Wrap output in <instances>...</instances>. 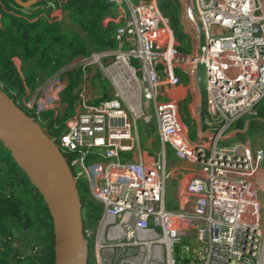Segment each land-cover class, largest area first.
I'll return each mask as SVG.
<instances>
[{
	"label": "built area",
	"instance_id": "2783aa9c",
	"mask_svg": "<svg viewBox=\"0 0 264 264\" xmlns=\"http://www.w3.org/2000/svg\"><path fill=\"white\" fill-rule=\"evenodd\" d=\"M106 2L116 48L76 56L26 103L48 130L44 114L54 111L58 119L68 72L82 69L75 112L56 146L75 169L78 191L85 178L102 207L94 225L82 217L88 264L90 257L93 264H178V245L183 264H264V151L226 138L237 121L259 115L264 99V0H189L200 37L192 61L207 90L206 112L199 109L206 128L194 141L169 90L181 82L178 71L189 75L190 52L181 49L160 0ZM47 6L61 9L54 1ZM93 64L115 90L109 98L86 92ZM138 123L158 124L179 161L165 151L151 161L124 159L140 148ZM91 154L101 163L91 164Z\"/></svg>",
	"mask_w": 264,
	"mask_h": 264
},
{
	"label": "trees",
	"instance_id": "16d2710c",
	"mask_svg": "<svg viewBox=\"0 0 264 264\" xmlns=\"http://www.w3.org/2000/svg\"><path fill=\"white\" fill-rule=\"evenodd\" d=\"M0 1V21L3 24L0 27V89H4L9 99L5 101L17 108L23 118L47 142L45 132L41 131L43 128L37 125L34 111L17 104V98L20 96L26 98L31 95L33 89L57 73L76 56H88L93 51L116 48L115 23L110 15L111 7L106 0H56L58 7L67 12V16L73 23L80 26L77 31L70 26H65L63 21L56 20L53 10L47 4L41 8V4H44L46 0H42L31 8L20 7L19 12L17 10L12 12L16 6L12 2ZM160 5L164 10L165 6L173 7L174 3L173 0H163L161 4L160 0ZM172 18L176 20L174 15ZM80 30L87 37H84ZM68 75L70 82L62 94V102L67 104L68 111L57 115L58 119L54 118V111L44 114L43 117L46 123H42V126L50 130L49 139L54 144L64 131L66 120L74 114L78 94L83 86L82 69L70 71ZM9 145L12 146L0 132V264H56L53 220L36 176L19 158L15 150L9 148ZM61 154L68 166L72 167L71 172H75L74 167L70 165V159ZM5 164L8 165V170L7 167H3ZM3 171L9 172L6 178L2 175ZM16 186L26 194L27 199L22 198ZM86 189L88 190V186ZM31 190L41 200L42 207L40 206L39 209L32 208V201L29 198L32 194ZM79 193L83 205L82 217L92 224L94 214L92 199L84 201L83 187ZM98 207L101 209L100 206ZM84 209H87V217H85ZM39 211L43 212L42 231L35 227L37 220L40 219ZM15 228L19 230L24 246L17 244V253L14 254L12 242L15 241L17 234ZM23 234L24 237H22ZM37 238L38 241H36ZM29 245V248L33 245H42L44 250L39 255L31 254L22 258L23 253L18 254V252Z\"/></svg>",
	"mask_w": 264,
	"mask_h": 264
},
{
	"label": "water",
	"instance_id": "95a60500",
	"mask_svg": "<svg viewBox=\"0 0 264 264\" xmlns=\"http://www.w3.org/2000/svg\"><path fill=\"white\" fill-rule=\"evenodd\" d=\"M23 8H31L42 0H14ZM181 26L185 35L193 41V52H190L189 68L190 85L198 98L197 67L192 59L198 54L200 37L197 25L189 15V0H181ZM196 100L194 101V104ZM193 104V105H194ZM201 106H194V119L201 130ZM40 128V127H39ZM42 129V128H41ZM40 129V130H41ZM43 131V129L41 130ZM0 132L12 144L15 152L23 157L27 166L36 176L40 191L53 220L56 245V264H88V244L83 234L82 202L79 191L72 178L67 161L61 153L60 165L49 163L46 156L52 149H57L51 139L46 136L47 143L29 122L23 118L20 111L14 108L0 96ZM44 132V131H43ZM213 135L209 132L205 136ZM58 150V149H57Z\"/></svg>",
	"mask_w": 264,
	"mask_h": 264
},
{
	"label": "rangeland",
	"instance_id": "374dc122",
	"mask_svg": "<svg viewBox=\"0 0 264 264\" xmlns=\"http://www.w3.org/2000/svg\"><path fill=\"white\" fill-rule=\"evenodd\" d=\"M9 3H13L15 4L16 6L14 7V9L12 10V12H16V10L18 11L19 9H21L20 5L19 4H16L14 3L12 0H8ZM48 1H54L55 4H57V1L56 0H46L44 4H41V6H45L47 4ZM60 1V0H59ZM134 1H138V0H134ZM162 1L161 0V4H162ZM166 1V0H165ZM173 3H174V6H170V7H167L166 6L164 7V12L165 14H168V16H170V19H171V24L174 28V34H175V38L176 40L181 44V49L183 51H186V52H193V41L192 39H190L191 37L189 35H185V33L183 32V27L181 26V23H180V20H181V14H182V4L183 2L181 0H173ZM175 7V8H174ZM174 11V13L172 12ZM19 12V11H18ZM172 15H174L176 17V20L174 18H172ZM177 16H178V21H177ZM67 18L65 17V22L63 24H65V26H69L66 22H67ZM1 22V21H0ZM3 24L1 23L0 24V27H2ZM78 29H80V26H76ZM81 31V30H80ZM82 35L84 37H87V35L85 33H83L81 31ZM202 43H204V37L202 39ZM112 60V57H109L106 61H111ZM135 64L138 65V61L134 60L133 61ZM95 65H99V64H93V65H90L88 66L86 69H87V72H88V80H89V84L87 83L86 84V92L88 91L89 94L91 96H98V97H103L104 95L106 96H112L115 92L114 88L111 86L110 87V83L107 79L103 78L102 77V74L100 72V70L98 69V67H94ZM203 66L200 67V72L203 71ZM179 74L181 73L180 71H178ZM98 76V77H97ZM99 79H101V81H99ZM46 81V80H45ZM44 81V82H45ZM43 82V83H44ZM40 84L37 88L33 89L34 93L37 89H41V86L43 85ZM105 90V91H104ZM15 92V91H14ZM32 92V93H33ZM103 95V96H102ZM0 96L5 99L6 101H9L8 97H6V93L4 92V89H0ZM30 98V96H26V98L20 96L17 98V101L16 103L19 104L20 106H24V107H27L26 103L28 102V99ZM92 103H95V102H92ZM262 104V103H261ZM260 108H261V105H260ZM51 110V109H50ZM68 111V107H67V104L63 103L61 104L58 108H57V112L58 114L60 115L61 113H64V112H67ZM37 125L40 127L41 124H38ZM44 127V126H43ZM41 128V127H40ZM138 128H139V135H140V140H139V145L142 147V149H145L146 148V142H147V139L152 137L153 136V132L155 131L156 129V125L155 123H152L151 124V127L149 128L148 125L144 124V123H138ZM46 134L50 135V130H43ZM189 138L194 141L196 139H198V134H196V137H195V134H194V131L191 132ZM228 143V142H227ZM221 144L223 145V143L221 142ZM57 148V146H55ZM9 148L13 149L12 146L9 145ZM139 148L138 144H137V149ZM61 153V151L57 150V149H52L46 156L47 160L49 161L50 164L53 165L54 167V164L56 163V165H60L59 163V158L56 160H54L55 156L57 155L58 152ZM19 158L24 161L23 157H21L20 155H18ZM66 156V155H65ZM174 158V157H173ZM177 161H179V159H176ZM176 161V162H177ZM101 163V162H100ZM99 163V164H100ZM264 165V163H263ZM4 168L7 167V170H8V165H3ZM69 171H72V167H69L68 168ZM9 173V172H8ZM8 173L7 171H3V176L6 178L8 176ZM88 186V182L86 181L85 178H82L79 182V190H81V188L83 187V195H84V201L86 202L87 199H92V202L94 204V214H93V218H92V224L91 225H94L96 223V221L98 220V218L100 217L101 213H102V207L98 204L97 201H95L93 198V195L91 194V190L88 186V190L86 189ZM174 187H175V181H170L169 184H168V189H167V202H168V206L169 207H174ZM16 190L18 193L21 194L22 198L26 197V194L21 192L20 189L17 188L16 186ZM32 194L29 196L30 200L32 201L31 205H32V208L35 210V208L39 209V207L41 206L42 207V203H41V200L38 199L39 196L36 195L34 193V191H32ZM27 199V198H25ZM40 200V202H39ZM100 206L101 209L98 207ZM85 217H87L88 213H87V209L85 210ZM40 215L38 216V218H40L39 220H37V223L35 224V227L36 228H40V230L42 231L41 229V225H43V212L42 211H39ZM87 213V214H86ZM34 227V225H33ZM18 229L15 228V232H17L16 236H15V241L12 242V247H13V250H14V254L17 253V250H16V245L18 244H22L23 242L21 241L22 238H21V235L20 233H18ZM44 231V229H43ZM31 235V234H30ZM25 235L23 234L22 237H24ZM1 239V238H0ZM39 239L37 238L36 241H38ZM24 246V245H23ZM29 246H26L25 249H22L21 251L18 252V254H21V253H25L26 256H30L31 254H34L35 253V248H32L30 250V253H29ZM91 249L94 251V246L92 245L91 246ZM44 250V246L42 245H39V249L38 251H42ZM180 250H181V246L178 245L177 246V252L175 254L176 256V259L178 261V264H183L182 261H181V258H180ZM39 255V253L37 254ZM25 256V257H26ZM91 258V261L89 264H93L94 263V260L92 257ZM89 258V260H90Z\"/></svg>",
	"mask_w": 264,
	"mask_h": 264
},
{
	"label": "crops",
	"instance_id": "0c3cea01",
	"mask_svg": "<svg viewBox=\"0 0 264 264\" xmlns=\"http://www.w3.org/2000/svg\"><path fill=\"white\" fill-rule=\"evenodd\" d=\"M41 8H44L41 6ZM56 16V20L65 22V17L68 19L67 24L79 31L76 27L77 24L73 23L71 19L67 16V12L62 9L56 10L53 12ZM1 24V22H0ZM79 26V25H78ZM98 77V76H97ZM181 82L173 88H170V95L172 98L178 103L181 120L183 124L187 127L188 134L190 136L191 132L194 131L195 137L196 134L199 135L198 125L196 120L194 119V106L199 103L203 113L206 112V100H207V90L203 83L197 80V91H199L198 98L194 94V89L190 85V78L184 74L180 73ZM105 91V90H104ZM103 96V95H102ZM109 96L104 95L103 97L97 98H109ZM196 103L194 104V101ZM261 108L259 111V115L257 117H244L237 121L227 132V142L228 143H237L242 142L247 144L251 149L258 150V148L264 151V99L261 102ZM194 104V105H193ZM156 125V129L153 132V136L147 139L146 148H140L136 152H127L122 153V157L128 160H135L142 155L147 161H151L154 157L158 156L160 152H166L167 156L171 159V161L176 164L174 161V152L173 149L167 145L163 144L160 131L158 128V124ZM206 128V125L202 122L201 116V130L203 131ZM50 137V135H47ZM197 140V139H196ZM56 146V143L54 144ZM96 154H91L89 158H91V164L96 162H100L101 159L97 157ZM260 163L259 159L257 160ZM264 166V165H263ZM174 192H176L174 188ZM20 245V244H19ZM23 246V243L20 245Z\"/></svg>",
	"mask_w": 264,
	"mask_h": 264
}]
</instances>
